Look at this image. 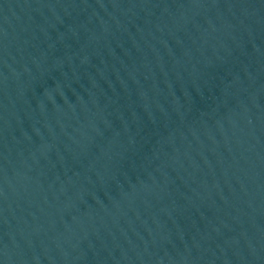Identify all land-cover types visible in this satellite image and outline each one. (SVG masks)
Segmentation results:
<instances>
[{"label":"water","instance_id":"95a60500","mask_svg":"<svg viewBox=\"0 0 264 264\" xmlns=\"http://www.w3.org/2000/svg\"><path fill=\"white\" fill-rule=\"evenodd\" d=\"M0 264H264V0H0Z\"/></svg>","mask_w":264,"mask_h":264}]
</instances>
